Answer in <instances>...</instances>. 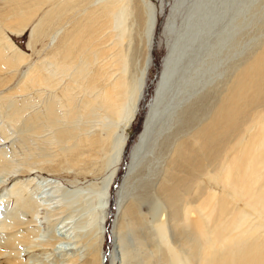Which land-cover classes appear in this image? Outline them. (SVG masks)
Here are the masks:
<instances>
[{"label":"bare ground","instance_id":"obj_1","mask_svg":"<svg viewBox=\"0 0 264 264\" xmlns=\"http://www.w3.org/2000/svg\"><path fill=\"white\" fill-rule=\"evenodd\" d=\"M0 1V264H264V0H174L159 79L114 192L159 10ZM26 32L30 55L11 38ZM12 135L22 154L5 146ZM40 171L72 172L75 190ZM90 191V231L59 235L69 223L52 219ZM67 193L79 197L60 200ZM66 243L75 252L48 261Z\"/></svg>","mask_w":264,"mask_h":264},{"label":"rangeland","instance_id":"obj_2","mask_svg":"<svg viewBox=\"0 0 264 264\" xmlns=\"http://www.w3.org/2000/svg\"><path fill=\"white\" fill-rule=\"evenodd\" d=\"M143 1H147L150 4H152L153 6H155V8H157V10H159V13H160L159 14V18H158V25H157V28H156L155 41H154L155 43H154V48H153V53H152V55H153V63H152V66H151V70L149 71L148 80H147V88H146V92H145V95H144V99H143V101L141 103L140 110L138 112V115L136 117L135 122L132 124L131 128L128 130V146L126 148L125 158L123 159V162L121 163V166H120V169H119V172H118V176L116 177V180H115V183H114V187L112 189L113 192L117 189V187L121 183V180L123 179V176L125 175L127 164H128V160H129L128 156H129L130 149L137 142L138 136H139V134L142 131L143 123H144L145 116H146L147 105H148V103L150 102V100L153 97L155 86H156L157 81L159 79L162 62H163V60H164V58L166 56V53H167V49L165 47V39L162 36V30H163V27H164V25L166 23V20H167L168 16H169L170 9H171V7H172V5L174 3V0H143ZM1 3H2V1H0V4ZM0 8L2 9L1 5H0ZM161 8H162V10H161ZM0 12L2 13V10ZM177 23L179 24L180 20H178ZM11 38L14 39L15 42H17L16 44H18L23 51H25L29 55L31 54V52L28 51L27 47H26L28 45V42H29V39H30V32H28V33L26 32L25 36L22 37V38H15V37H11ZM14 135L18 138L17 134H14ZM14 135H12V136H14ZM15 136L13 137L14 140L11 139L9 141V143L7 145H5V146L8 147V149L11 150L12 152H14L13 148L15 146V150L17 149L16 152L19 154V153H21V148L17 145L18 142L16 141ZM12 140H13L14 143L11 142ZM35 144H37V142L32 143V147L36 146ZM18 149H20V150H18ZM64 173H66V172H63V174L62 173L58 174V173H52V172H48V171H40V172H38V175H40L42 177L59 178L66 185V187H68V190L73 192L75 189L72 186L66 184L68 180H71L69 177H71L73 175V173L70 172V175H69L68 172H67L68 174L66 173L65 175H64ZM66 175H69V176H66ZM86 181H85L86 183H84V182L81 183L82 181L80 180L79 181L80 182L79 185L81 187H85V186H87L88 183L90 184L91 182H94V179L89 177V178H87ZM99 181L100 180H98L97 182H99ZM10 188H11V186L8 189H10ZM61 190L65 191V187H63V189H61ZM93 193L94 192H91V191L90 192H85V194H83L84 195L83 198H82V196H80V198H82V200L80 202H78V203L73 204L71 207H69V209L71 208V210H68V213H66V214H69V217H68V215H64V216H61L62 218L61 217L58 218V219L54 218L55 220L52 219L54 222L52 220L49 221V223L51 221L53 222V223L52 222L50 223V225L53 224L52 226H54L56 224L55 221L56 222L58 221L57 224H59L60 223L59 222L60 219L61 220L62 219L66 220V222L69 223V224H67L68 226L63 231H60V228H62L61 225H58V227H56L57 228L56 229L57 233L59 235L62 236V235H64L62 233L68 232L69 236L70 235L74 236V234L72 235V232H74V230L77 229L76 227H78V225L79 226L86 225V230H84V231L82 230L84 234H86L87 232L90 231L91 227H90L89 224H92L93 223V219H94V217H93L94 212H93V207H92L93 206V202L91 200V198L93 196H95ZM67 194H65L66 196L64 195V198H60V200L63 199V202L67 203L68 200H70V201L75 200L76 201V199L79 197V195H75V194L72 195L71 193L68 194L69 196L71 195L69 197ZM74 196L77 197V198H73ZM110 206H111L110 214H109V218H108V220L106 222V228H107L108 231L105 234V243H104V246H103L104 252L108 256V258L110 257V254H112V251H113V242H112V238H111V234H110L111 232L110 231H111V228H112L111 226L113 225L114 214L116 212L114 200H112ZM66 216H67V218L69 220L66 219ZM70 216L73 217L72 221L70 220ZM47 223L43 222V224H45V225H43V227L47 226ZM47 227H45V228H47ZM50 230H52V229H50ZM67 244L68 243H66V245ZM66 245L65 244L60 245V247L61 246L64 247V249L58 247V249H63L62 251L59 250L60 251L59 252L58 249H57L55 251V253H53L54 256L52 255V257H49V260L47 259L48 257L46 259L43 258L44 260L42 259V261H47L48 260V261H51V262H57V261H60L61 258L64 259V255H65L66 252H67V254H70V255L73 254L75 252V250H76V248H74L75 246L70 244V243L67 246ZM62 252H64V253H62ZM106 262H107L106 264H109L108 261H106Z\"/></svg>","mask_w":264,"mask_h":264},{"label":"water","instance_id":"obj_3","mask_svg":"<svg viewBox=\"0 0 264 264\" xmlns=\"http://www.w3.org/2000/svg\"><path fill=\"white\" fill-rule=\"evenodd\" d=\"M108 230H106V233H107ZM106 262V261H105Z\"/></svg>","mask_w":264,"mask_h":264},{"label":"trees","instance_id":"obj_4","mask_svg":"<svg viewBox=\"0 0 264 264\" xmlns=\"http://www.w3.org/2000/svg\"><path fill=\"white\" fill-rule=\"evenodd\" d=\"M15 43H17V42H15ZM18 45V44H17ZM19 46V45H18Z\"/></svg>","mask_w":264,"mask_h":264}]
</instances>
